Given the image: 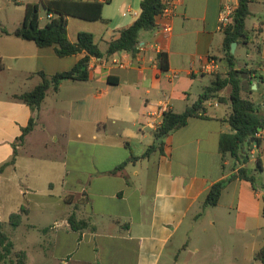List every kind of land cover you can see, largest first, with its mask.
Here are the masks:
<instances>
[{"label": "crops", "instance_id": "0c3cea01", "mask_svg": "<svg viewBox=\"0 0 264 264\" xmlns=\"http://www.w3.org/2000/svg\"><path fill=\"white\" fill-rule=\"evenodd\" d=\"M40 1L0 3L26 9L28 3ZM141 1L103 2H115L123 14L115 19L113 31H99L98 38L92 33L101 51L105 52L109 42L119 37L120 30L135 22ZM228 2L235 5L239 0H181L170 33L156 27L141 32L140 43L146 50L136 55L123 51L92 58L87 81H63L58 91H48L34 111L16 95L31 91L42 81L39 71L54 75L70 70L84 53L60 58L54 47L38 48L33 41L16 37L14 31H0L4 63L0 70V167L12 159L14 145L18 150L16 163L0 171V180L22 183L24 196L29 190L37 192L29 184L38 180L49 185L51 199L57 197L53 194L56 183L62 187L58 197L65 208L60 218L45 227L51 237L44 246L47 264H161L174 238L199 227V222L209 216L211 227L222 219L233 224L227 225L230 233L264 240V182L262 189L257 185L255 190L251 182L236 179L227 184L216 206L204 205L211 187L239 169L229 154L223 156L220 152L221 136L233 133L228 121L231 105L230 111H220V104L207 106L206 102L204 113L168 135L163 154L154 151L142 158L154 143V131L164 113H184L220 71L226 51L224 32L218 29L219 17ZM135 4L139 11L133 10ZM261 9L264 11V0L249 4L246 29L249 34L253 31L259 50L254 66L249 67L255 71L250 99L253 89L264 91V16L258 20ZM42 12L40 24L44 26L48 16L42 24ZM71 18L68 36L75 42L81 31L77 22L71 25ZM107 21L114 22L104 17L103 9V20L97 22ZM237 45L248 52L254 48L250 42ZM158 53L168 57L166 72L160 68ZM212 58L220 63V69L205 72L203 67ZM206 78L211 84L204 86ZM256 105L264 117V98ZM32 117L36 125L20 144L18 138ZM37 138L56 156L35 160ZM261 138V147L250 151L248 163L250 167L256 161L252 169L262 168L259 174L264 173V130ZM132 156L139 159L111 174ZM72 196L77 200L71 201ZM41 207L45 211L57 209L54 203ZM74 213L78 221L86 223L84 229H71L67 218Z\"/></svg>", "mask_w": 264, "mask_h": 264}, {"label": "trees", "instance_id": "16d2710c", "mask_svg": "<svg viewBox=\"0 0 264 264\" xmlns=\"http://www.w3.org/2000/svg\"><path fill=\"white\" fill-rule=\"evenodd\" d=\"M163 0H142L140 2V13L135 22L120 30L119 37L109 42L108 49L105 52L101 51L99 45L95 42V36L87 31L79 32L77 40L72 42L68 36V17L88 20L89 22H97L103 20L104 4L98 1L89 0H41L40 3H28L25 9L24 20L20 27L14 31V35L20 39L33 41L38 48L54 47L57 56L66 58L73 55L84 53V56L70 70L58 72L54 75H48L44 71H37L42 81L31 91L21 95H16V98L27 104L34 111L39 109L45 96L50 89L58 91L60 85L66 80H88L90 73V62L92 58H103L104 56L114 55L118 52H129L133 55L137 54V49L141 45L140 34L144 31H151L157 26V17L164 8ZM253 0H239L234 12V24L227 27L224 31L223 46L225 49V60H227L228 76H216L211 86H207L199 99L194 102L183 113L168 110L164 113L163 121L154 131V143L147 148L142 158L148 157L152 152L157 151L159 154L164 153L166 146V138L174 130L184 127L192 117L199 116L207 110L206 102L217 97L221 91L227 86H231V94L229 97L221 96V103L228 101L231 105V113L228 121L231 124L233 133L223 134L220 140V152L223 156L230 154V157L235 160L239 169L225 179L214 184L204 198L205 207H214L218 204L224 189L229 182L236 179L247 180L251 182L254 189L257 190L256 177L252 168L248 167L250 161V151L255 148H260L262 138L255 135L259 132L258 129L264 130V117L259 113V107L254 100L244 96L246 85H250L252 91V78L254 70L247 68L236 69L235 56L232 52V43L249 44L250 34L247 28V18L250 15L249 4ZM44 10L48 16V21L42 26L41 11ZM0 31L8 34V30L2 27L0 23ZM159 65L162 71L169 70V60L166 54L158 53ZM4 69L3 59L0 56V70ZM109 81L112 82L109 77ZM36 118L32 117L26 127L22 129V134L18 138V142L22 144L26 136L34 129ZM255 138L252 141V138ZM257 142V145H256ZM18 150L14 145V154L12 159L6 162L0 171L7 166H12L16 163ZM139 158L130 157L126 162L119 165L111 174H116L123 170L131 161H137ZM260 166V161L258 160ZM260 168V167H258ZM256 168L254 172L262 170ZM28 210H21L17 213H12L10 224L12 226H20L23 215H28ZM263 215H264V200H263ZM76 214H72L68 219L72 230L79 231L84 229L86 223L78 221ZM8 236L2 230L0 221V247L4 248L6 253L10 252L8 247ZM0 255V259H1ZM257 258L264 263V249L257 253ZM15 264H27L25 255L18 256Z\"/></svg>", "mask_w": 264, "mask_h": 264}, {"label": "rangeland", "instance_id": "374dc122", "mask_svg": "<svg viewBox=\"0 0 264 264\" xmlns=\"http://www.w3.org/2000/svg\"><path fill=\"white\" fill-rule=\"evenodd\" d=\"M133 10L139 11V5L133 6ZM123 11H120L115 6V2L104 5V17L108 20L113 18L114 22H89L88 20L71 18L72 22H77L79 31H87L93 33L97 38L99 31L109 28L110 31L114 30L119 15L121 16ZM129 15V14H128ZM25 16V8L15 5L14 3H0V23L2 27L10 31H15L23 22ZM43 20L42 24L47 21L45 11L42 12ZM132 17V15H129ZM264 16L262 9L259 13V19ZM252 19H248V25H250ZM72 31V26H71ZM250 45L254 48L248 52L244 47L237 45L235 64L236 69H244L253 67V62L257 58L258 41L254 37L253 31L250 32ZM104 45V44H103ZM234 53V54H235ZM248 53H253L248 55ZM227 60H224L220 71L217 76H228ZM216 77V76H215ZM215 79V78H214ZM205 84L210 85L211 80L206 78ZM201 91V90H200ZM250 85H246V92L244 96H250ZM198 92V91H197ZM231 94V86H227L221 93L217 94V97L207 102V106L210 104H220V111H230V103L225 101L221 103V96L229 97ZM264 91L253 89L251 98L256 103L263 101ZM34 155L35 160L39 161L43 156L55 155L51 153L50 146L44 148L41 145L39 138L34 143ZM255 146L253 145L252 148ZM230 156V154H229ZM251 158V156H250ZM256 161L252 163L250 168L256 167ZM256 177V184L262 189L264 182V173L254 172ZM22 185V183H20ZM15 183L13 180H0V221L2 230L8 236V245L10 252L6 253L3 247H0V264H15L19 255H25V261L27 264H47L48 259L45 255L44 246H47V242L50 240L49 229L45 227L51 226L54 219L60 218L61 213L65 208V202L58 196L61 193L62 187L59 183H56L53 194L57 197L49 198V185L45 182L38 180L35 183L29 184L30 187H34L37 192L28 191L24 196V190ZM24 186V185H22ZM22 189V190H21ZM72 200H77L73 196ZM54 203L57 205V209L52 211L44 210L41 204ZM28 210V215H23L20 226H12L10 224V217L12 213H17L21 210ZM216 227L209 225L212 221V217L209 216L206 221H200L199 227L191 229L189 221L188 232L179 233L173 240L172 244L166 249L161 264H264L262 260L257 258V253L264 247V240H253L249 236H242L238 234L230 233L227 229V225L232 226L229 221L218 219ZM259 241L261 243H259Z\"/></svg>", "mask_w": 264, "mask_h": 264}, {"label": "built area", "instance_id": "2783aa9c", "mask_svg": "<svg viewBox=\"0 0 264 264\" xmlns=\"http://www.w3.org/2000/svg\"><path fill=\"white\" fill-rule=\"evenodd\" d=\"M96 1L103 3V2H107L108 0H96ZM180 2L181 0H163L162 1L164 8L162 10V13H160L157 17L160 20V22H157V26H156V28H158L160 32L170 33L172 31L173 25L171 21L175 15L176 7ZM236 7H237V4L234 5V3L232 2H228L224 4L221 10V13H220V17H219V27H218L219 31L224 32L227 27L234 24L233 15L236 10ZM135 15L138 16L139 14L135 13ZM144 50H146V46L140 45L137 49V53L143 52ZM114 62L119 64L118 59H114ZM219 69H220V63L213 58L209 60V62L203 67V70L208 73L218 71ZM255 136L258 138H261V132H258Z\"/></svg>", "mask_w": 264, "mask_h": 264}, {"label": "water", "instance_id": "95a60500", "mask_svg": "<svg viewBox=\"0 0 264 264\" xmlns=\"http://www.w3.org/2000/svg\"><path fill=\"white\" fill-rule=\"evenodd\" d=\"M236 48H237V43H232V52H231V53H232L233 55H234V53L236 52ZM254 88H255V87H254ZM258 131L261 132L262 129L259 128ZM254 139H255V138L253 137L251 140L254 141ZM256 145H257V142H256ZM252 146H253V145H252Z\"/></svg>", "mask_w": 264, "mask_h": 264}]
</instances>
